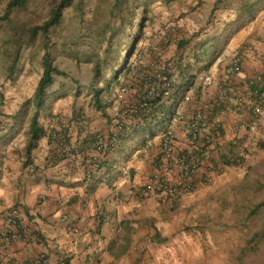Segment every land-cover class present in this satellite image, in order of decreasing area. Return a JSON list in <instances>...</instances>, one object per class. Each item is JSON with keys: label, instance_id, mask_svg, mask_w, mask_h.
Listing matches in <instances>:
<instances>
[{"label": "crops", "instance_id": "1", "mask_svg": "<svg viewBox=\"0 0 264 264\" xmlns=\"http://www.w3.org/2000/svg\"><path fill=\"white\" fill-rule=\"evenodd\" d=\"M153 30L133 45L126 68L121 71L119 64L103 66L96 82L92 74L86 82L62 79L55 86L53 76L47 89L48 109L38 119L46 134L38 140L26 165L23 148L28 122H16L8 115L18 107L13 109L7 103L0 107V231L6 227V218L12 216L20 234L1 252L0 264H25L40 252L46 253L47 264H58L61 257L67 259V264H171L167 257H175L180 250L193 256L196 243L189 230H184L186 226L204 225L195 228L202 231H195L206 238V193L222 190L220 185L227 184L232 173L242 177L241 165L247 162L242 151L251 141L264 139V129L254 134L235 132L234 126L249 118V109L235 113L233 103L227 100L217 114L221 128L210 159L214 171H221L207 173L201 167L194 191L172 202L161 203L153 193L142 195L140 191L148 177L157 172L161 132L156 131L158 126L148 129L154 125L150 118L132 115L138 100L137 77L150 73L152 64L158 61L161 68L163 64L169 67L168 73L174 79L173 62L182 56V66L192 64L193 55L200 57L202 53L196 43L184 48L177 47V43L165 47L161 34ZM207 34L203 40L209 37ZM237 54L241 57V71L230 78V83L235 94L245 95L246 80L254 73H264V11L231 36L216 60L184 91L176 111L187 119L198 105L214 100L218 96L216 87L202 88L198 79L204 73L223 79L225 68ZM113 77L117 79L111 81ZM107 84L110 89L105 91ZM122 87H128V91L118 98ZM100 89L102 105L96 107L94 90ZM170 100L165 98L164 103ZM168 124L175 134L177 149H183V123L171 119ZM52 131L63 134L66 153L50 140ZM112 134L120 136L114 146L96 149L97 136L109 138ZM234 137L243 158L227 166L222 162L231 153L230 141ZM176 174L172 173V180Z\"/></svg>", "mask_w": 264, "mask_h": 264}, {"label": "rangeland", "instance_id": "2", "mask_svg": "<svg viewBox=\"0 0 264 264\" xmlns=\"http://www.w3.org/2000/svg\"><path fill=\"white\" fill-rule=\"evenodd\" d=\"M35 1V5H30L18 15L23 22L40 23L46 17L48 5L54 0ZM121 1L123 6L115 11L116 17L111 18L102 34L100 31L107 17L106 0H82L81 10L66 8L60 24L45 41L47 49L43 48L45 44L38 37L28 41L20 37L17 30L9 32L0 29V107L7 103L13 109L18 107V111L22 103L31 98L43 69L45 52L52 58V64L65 73V76L54 75L56 82L53 86L62 79L69 83L76 79L86 82L88 75L93 74L95 59H100L104 68L121 65L129 49L144 36L147 38L149 33L154 32L153 29L161 34L165 47H174L179 41L187 40L186 47H191L193 43L204 41L206 33L209 37L217 36L226 23L235 20L243 0H222L217 5H214L215 0ZM4 2L0 0V16ZM263 11H259L256 17ZM139 21L142 26H138ZM19 44L20 47H17ZM256 142L251 141L242 151L247 158V162L241 165L244 166L242 177L237 178L232 173V177H227V184L220 185L222 190L206 193V238L195 231H202L195 228H204V225L186 226L184 230H189L196 243L193 256L187 255L185 250L182 254L180 250L175 257H167L171 258V264L233 262L232 253L242 244L245 233V230L234 227L240 200L239 184L247 166L264 162V150L258 148ZM230 179L234 182L228 184ZM193 215L198 217L196 212ZM245 264H264V247L248 258Z\"/></svg>", "mask_w": 264, "mask_h": 264}, {"label": "trees", "instance_id": "3", "mask_svg": "<svg viewBox=\"0 0 264 264\" xmlns=\"http://www.w3.org/2000/svg\"><path fill=\"white\" fill-rule=\"evenodd\" d=\"M164 1L168 2L173 0ZM221 1L222 0H215L214 5H217ZM35 2V0H5L2 7L3 13L0 16V29L9 32H16L17 30L20 37H24L28 41L38 37L40 42H44L45 44V41L49 39V35H52L60 24L64 10L69 7L79 8L81 10L82 6V0H54L48 5L46 17L40 23L32 24L27 21L23 22L18 15L27 10L30 5H35ZM122 6L123 2L121 0H106L105 11L107 17L104 20V25H102L101 34L108 28L111 18L116 17L115 11L119 7L121 9ZM263 9L264 0H243L240 8L237 10V16L234 21L226 23L217 36L207 37L206 40L197 43L202 48L200 57L199 54L195 53L193 55L194 62L182 66L180 61L182 58L181 56L179 60L171 64L172 69H174V81L168 83V86H162L160 84L155 89L156 91L153 97L141 99L144 95V80L150 73L146 72L138 76V100L133 106L132 115L139 116L142 119L150 118L151 123L154 122V125H149L150 127H148V129H156V126H158L156 131L163 132L180 105L184 97V91L192 87L198 74L202 71H206L216 60L231 36L240 28L252 22L257 13ZM138 26H142L141 22ZM204 42H206V46ZM188 43V40L179 41L177 47L184 48ZM47 44L43 45L44 49H47ZM20 45L21 44L17 47H20ZM130 51L129 49L128 53L125 55L124 61L120 65V71L126 68V64L132 54ZM17 53L18 50L15 56H17ZM92 64L93 81L96 82L102 75L103 64L98 58L95 59ZM42 68L41 75L31 98L22 103L18 111L10 115L16 122H28L27 138L23 148L24 165L28 164L30 153L37 146L38 140L46 134L45 129L39 123L38 119L40 113L46 112L48 109L47 101L49 95L47 89L52 84L54 75H64L63 71L52 64V58L48 52H45L42 57ZM168 68L169 67L163 64L161 71L163 72V76L171 78L172 75L168 73ZM114 79L116 80L117 78L113 77L111 81H115ZM108 89H110V84L106 85L105 91ZM100 90H94V105L96 107L102 105L100 97L102 90ZM165 98L171 99L168 104L164 103ZM144 101L146 105L143 107L140 106L141 102ZM156 103L157 107L151 106L156 105ZM151 134L149 133V136H151ZM98 137L99 136H97V138ZM119 137L120 136H118L117 139ZM256 145L258 148L264 150V139H257ZM237 147L238 144L231 145V153L227 155V158L222 162L223 164L233 166L238 164V162H242L243 155L238 153ZM110 148L111 146L108 145L105 149ZM103 152L106 154L107 150ZM96 166L100 167V164L97 162ZM246 169V173L239 184L238 193L240 195V200L234 218V227L239 228L241 231L245 230V233L242 237V244L235 253H232L233 262L231 264H245L248 258L256 255L264 247V162L255 166H247ZM220 171L221 169H218V172ZM115 173L117 174L118 172ZM64 264H67V259H65Z\"/></svg>", "mask_w": 264, "mask_h": 264}, {"label": "built area", "instance_id": "4", "mask_svg": "<svg viewBox=\"0 0 264 264\" xmlns=\"http://www.w3.org/2000/svg\"><path fill=\"white\" fill-rule=\"evenodd\" d=\"M140 57L137 53L136 58ZM152 71L144 80V95L142 100L154 96L155 89L161 84L168 86V83L174 79L163 76L160 63L155 61L152 64ZM241 71V57L235 55L233 62L225 68L224 78L216 80L212 74H202L198 81L199 86L206 88L214 85L217 89V97L214 100H208L198 105L192 115L185 119L181 112H175V119L183 123V131L186 137V146L183 149H177L176 138L171 127L168 124L161 132V155L157 164V172L148 177L141 188V194L153 193L158 197L161 203H168L194 191L196 184V175L201 167L206 168V172L214 171L211 164L212 149L214 142L219 136L221 122L217 118L219 108L225 105L227 100L233 103L232 110L235 113H241L245 107L249 109V118L246 121L238 122L234 126V131H246L251 134L264 129V73H254L245 83V95L235 94L232 91L230 78ZM131 72L135 69L131 67ZM128 91V87H122L119 90L118 98ZM145 101L140 106H145ZM151 105V104H148ZM157 107L156 105H151ZM51 135V136H50ZM49 137L66 153L67 145L61 132L52 131ZM117 141V136L112 134L109 138L99 136L96 139L95 147L98 150L105 149L108 145L111 147ZM231 145L238 144L237 137L230 141ZM176 172V178L171 179L172 173ZM209 180L206 178V181ZM19 225L12 216L6 218V227L0 231V256L11 240L19 238ZM48 257L45 252H40L34 258L29 259L25 264H47ZM65 257L58 260V264H64Z\"/></svg>", "mask_w": 264, "mask_h": 264}, {"label": "water", "instance_id": "5", "mask_svg": "<svg viewBox=\"0 0 264 264\" xmlns=\"http://www.w3.org/2000/svg\"><path fill=\"white\" fill-rule=\"evenodd\" d=\"M131 50H133V47H132V49Z\"/></svg>", "mask_w": 264, "mask_h": 264}]
</instances>
